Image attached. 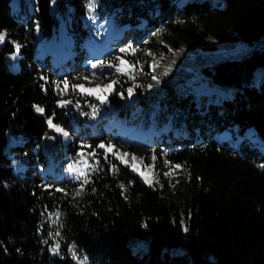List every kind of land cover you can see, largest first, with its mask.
Listing matches in <instances>:
<instances>
[{
	"label": "trees",
	"instance_id": "16d2710c",
	"mask_svg": "<svg viewBox=\"0 0 264 264\" xmlns=\"http://www.w3.org/2000/svg\"><path fill=\"white\" fill-rule=\"evenodd\" d=\"M67 2L0 0V30L17 40L20 52L13 70L8 58L16 47L8 40L0 46V264H70L74 258L83 264H264V151L208 136L236 128L264 139V77L253 81L257 69L264 70V45L241 60L205 68L211 83L229 93L202 109L170 77L188 63L187 47L264 40V0H224L223 7L197 0ZM87 9L119 14L118 25L131 26L119 57L102 61L106 68L126 61L137 74L143 54L151 52L142 37L164 29L167 47L151 67L156 79L145 82L141 72L144 84L131 89L129 76L119 74L105 99L81 89L79 63L91 39ZM63 27L74 40V60L39 59L38 36L51 40ZM106 118L157 129L156 154L179 172L176 181L150 185L123 163ZM50 124L73 132L71 142L60 138L45 151ZM9 153L26 165L17 175ZM65 156L83 164L82 175H59ZM51 160L61 162L55 174L47 169ZM167 188L183 199L172 200ZM132 241L146 243L147 251L136 255Z\"/></svg>",
	"mask_w": 264,
	"mask_h": 264
},
{
	"label": "rangeland",
	"instance_id": "374dc122",
	"mask_svg": "<svg viewBox=\"0 0 264 264\" xmlns=\"http://www.w3.org/2000/svg\"><path fill=\"white\" fill-rule=\"evenodd\" d=\"M68 0H64L65 4H68ZM182 1L186 0H170L172 4L181 5ZM199 2L207 1L212 6L223 7L224 0H197ZM14 6H17L15 3ZM89 10V9H87ZM89 20V34L92 39L85 44V47L90 51L91 46H95V52L97 56L91 59L80 61V71L78 75L81 80V89L84 91L92 92L103 99H105L108 92L111 91L113 83L118 79L119 74H126L129 76L130 88H138L144 84L139 79L141 72L145 78V82H152L156 79L155 75L151 72V67L161 60V51L165 45L163 41L164 29L159 27L152 28L141 39V42L150 46L151 52L144 53L141 63L136 67L137 74H132L130 67L126 61L122 62L121 66L114 65L113 68H106L100 66L102 61L109 58H118L119 53L124 48V42L127 41V35L124 37L125 30H129V26L126 29H122L123 26L118 25L119 14L115 17L103 15H96L93 11H88ZM139 26L138 28H140ZM119 30L117 36L121 37V40H116L114 33ZM63 34L61 35V33ZM62 32L57 38L51 40L46 39L43 35H39L37 38V57L43 59L47 56H51L50 60H53L56 65H60L63 62L64 55L71 54L70 46L72 43V37L67 33L63 27ZM128 32V31H127ZM124 37V38H123ZM123 38V39H122ZM66 39V40H65ZM10 41L16 47V51L8 58V63L13 70L18 69V60L20 56L19 45L15 38L8 35V31L0 30V46L6 41ZM65 40L66 51L65 54L59 53L61 43ZM216 45L213 49H202L198 47L185 48V54L188 58V63L179 68L175 72L170 74L171 79L174 82V87L182 92L184 95L191 96L192 100L197 101V106L202 109V105H209V103H217L221 100L222 96L229 93L225 88L220 87L217 84L211 83L210 75L206 72L205 68H214V65L226 60H241L245 56L249 55L253 50L264 45V40L249 43L243 40L229 39V40H214ZM52 46H54L55 55L53 54ZM167 47V46H166ZM64 54V55H63ZM264 77V70L262 68L257 69L254 74L253 81L259 83ZM146 86V84H145ZM153 94V93H152ZM138 94L131 96V100H137ZM107 114H111L110 108H104ZM109 116V115H108ZM105 128L109 131L110 141L114 149H117V154L121 161L125 164L131 163L132 169L135 173L140 175L150 185H166L172 184L176 181L174 176H177L179 172L168 167L165 162L158 158L155 151L156 141L150 138L152 134L157 136L159 131L157 129H147L141 125L135 127L130 124L121 123L118 121H112L106 118ZM85 126L94 129L97 132V127L94 121L87 120ZM50 127L55 130L57 138L62 139V143L67 145L73 138V132L65 131L63 129L55 128L50 124ZM73 131H77L76 126H73ZM209 137L216 136L218 141L227 142L231 147L241 149L244 145L248 146V151L252 148H257L262 154L264 151V139L261 138L253 129L246 131L245 133L239 132L236 128L234 130H226L224 132L216 131L208 134ZM14 140L10 137L9 145H13ZM9 157L13 160L12 167L15 175L21 173L25 168V164L19 163L17 158H14V154L9 153ZM32 166L38 167L37 164ZM61 166V162L56 160L50 166V171L56 172V169ZM83 164L74 162L69 156L64 157V172L59 175L66 174L70 178H75L83 174ZM40 168L38 167V172ZM55 174V173H52ZM170 188H167L168 196L174 201H181L182 195H171ZM133 252L136 255H143L144 251H147V245L144 242H131Z\"/></svg>",
	"mask_w": 264,
	"mask_h": 264
},
{
	"label": "water",
	"instance_id": "95a60500",
	"mask_svg": "<svg viewBox=\"0 0 264 264\" xmlns=\"http://www.w3.org/2000/svg\"><path fill=\"white\" fill-rule=\"evenodd\" d=\"M58 143V138L55 134L54 129H49L48 132L45 135V138L43 139V147L47 149L55 148ZM70 264H83L82 260L74 258L70 261Z\"/></svg>",
	"mask_w": 264,
	"mask_h": 264
},
{
	"label": "bare ground",
	"instance_id": "6f19581e",
	"mask_svg": "<svg viewBox=\"0 0 264 264\" xmlns=\"http://www.w3.org/2000/svg\"><path fill=\"white\" fill-rule=\"evenodd\" d=\"M139 26H141V27H140V28H141L140 30H142V29H143V26H142V25H139ZM126 34H127V32L124 33V37H126ZM124 37H123V38H124ZM114 38H115V39L117 38L116 40H121V37L118 38L117 35H116ZM123 38H122V39H123ZM91 47H92V48H90V51L93 52L95 56H97L98 53L95 52L96 50L94 51V49H95L96 47L93 46V45H92Z\"/></svg>",
	"mask_w": 264,
	"mask_h": 264
}]
</instances>
